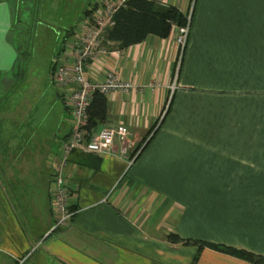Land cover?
Wrapping results in <instances>:
<instances>
[{
  "label": "crops",
  "instance_id": "0c3cea01",
  "mask_svg": "<svg viewBox=\"0 0 264 264\" xmlns=\"http://www.w3.org/2000/svg\"><path fill=\"white\" fill-rule=\"evenodd\" d=\"M159 1L192 10L186 44L173 25L166 37L108 43L87 70L133 83L107 97L94 129L122 124L129 144L122 153L117 137L109 152L69 154L76 213L66 225L54 226L51 186L70 119L50 130L44 117L37 140L25 116L0 142V264L29 251L21 264H191L197 245L170 232L264 254V0ZM12 26L0 0V81L19 53ZM194 264L255 263L205 246Z\"/></svg>",
  "mask_w": 264,
  "mask_h": 264
},
{
  "label": "built area",
  "instance_id": "2783aa9c",
  "mask_svg": "<svg viewBox=\"0 0 264 264\" xmlns=\"http://www.w3.org/2000/svg\"><path fill=\"white\" fill-rule=\"evenodd\" d=\"M124 3L125 0H90L91 13L81 17L54 60L51 75L56 84L64 88L65 103L72 117L70 131L60 143L53 163L54 188L51 195L57 213L55 227L66 225L76 213V209L71 207V188L66 183L69 154L73 150L85 153L109 152L117 137L121 142L122 153L126 152L129 144L126 138L129 131L122 124L105 125L97 131L86 128L87 108L94 91L102 92L108 97L116 91L133 87L129 79L121 77L114 70H108L101 78L93 77L87 71L108 52L107 44L110 42H106L105 33L114 23L115 10ZM174 26L175 40L182 51L186 44L189 23Z\"/></svg>",
  "mask_w": 264,
  "mask_h": 264
},
{
  "label": "rangeland",
  "instance_id": "374dc122",
  "mask_svg": "<svg viewBox=\"0 0 264 264\" xmlns=\"http://www.w3.org/2000/svg\"><path fill=\"white\" fill-rule=\"evenodd\" d=\"M8 1L13 19L9 38L18 47L19 56L24 57L21 58V68H14L8 80L0 81V142L7 140L8 134L15 131L16 121L20 125L19 120L25 116L32 128L39 131L36 133L34 130L39 140L40 135L43 136L44 117L50 130L54 122L57 125L61 121L58 127L66 128L72 119L60 98L64 88L52 78V63L63 38H69L67 29L77 27L90 0ZM60 111L64 116H58Z\"/></svg>",
  "mask_w": 264,
  "mask_h": 264
},
{
  "label": "trees",
  "instance_id": "16d2710c",
  "mask_svg": "<svg viewBox=\"0 0 264 264\" xmlns=\"http://www.w3.org/2000/svg\"><path fill=\"white\" fill-rule=\"evenodd\" d=\"M89 4L90 1L88 6L84 8L81 17L91 13ZM191 16L192 10L190 12H183L178 6L172 3H164L159 0H125V3L115 10L113 14L114 23L108 27L105 33V40L106 42H112L113 46H116V48H124L144 40L149 34L166 37L171 32L173 25H185L188 22L190 26ZM72 29L73 28L67 29L66 36H69ZM65 39L66 37L63 38V42ZM59 51L60 50H58L57 54ZM23 57L24 56H19L18 53L14 68H21V58ZM87 110L88 117L86 128L92 131L97 124L106 118L108 110L107 96L102 92L94 91ZM71 207L74 208L73 205H71ZM167 236L171 241L182 240L185 243L197 245V250L191 264L197 261L201 249L205 246L241 257L255 264H264V254L243 247L205 239L191 237L182 238L174 232L168 233Z\"/></svg>",
  "mask_w": 264,
  "mask_h": 264
}]
</instances>
